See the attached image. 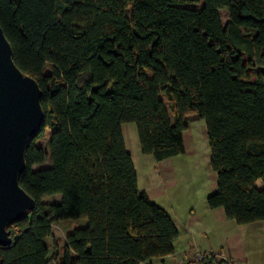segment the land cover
<instances>
[{"label": "trees", "instance_id": "trees-1", "mask_svg": "<svg viewBox=\"0 0 264 264\" xmlns=\"http://www.w3.org/2000/svg\"><path fill=\"white\" fill-rule=\"evenodd\" d=\"M199 1L0 0L12 60L37 82L44 114L18 179L35 205L7 228L0 264H140L173 254L178 230L138 189L127 122L140 152L162 161L184 154V117L197 114L216 176L207 206L238 225L264 223V0ZM53 194L60 202H43ZM70 219L87 222L67 232L59 262L49 260L54 223Z\"/></svg>", "mask_w": 264, "mask_h": 264}, {"label": "rangeland", "instance_id": "rangeland-1", "mask_svg": "<svg viewBox=\"0 0 264 264\" xmlns=\"http://www.w3.org/2000/svg\"><path fill=\"white\" fill-rule=\"evenodd\" d=\"M202 3L199 1L198 6ZM195 6V5H192ZM220 19L223 24L228 19L226 10L220 11ZM49 72V66L43 70ZM254 68L249 69V77L252 78ZM161 97H163L161 95ZM164 99V98H163ZM187 126L184 133L185 153L178 156L174 161L176 170H180L172 179L169 177L168 191L170 200L176 209V217H172L173 212L165 205L171 218L175 220L180 237L185 241V247L189 250L213 251L216 253L215 260H220V255L237 258L240 264H264V223L238 225L233 220L225 217L222 208L211 209L206 204V197L216 189V176L210 165V149L206 134L205 123L197 114H188L184 117ZM124 141L128 152L131 153L135 168L142 187V171L149 164L138 161V157L144 156L139 149L138 136L135 123L127 122L121 125ZM48 130L45 131L44 138L38 141L42 146L47 144ZM151 158V156H149ZM149 159V158H148ZM35 165L33 169L45 167ZM159 170L158 168L156 169ZM152 177V176H151ZM173 182L179 181L172 185ZM147 184V183H146ZM160 185V184H159ZM165 185L161 184V188ZM174 186V187H173ZM61 200L60 194H53L43 198V202L53 204ZM169 204V201L167 202ZM189 204L194 206L192 217L187 218ZM179 219H178V218ZM178 220V221H177ZM86 219L59 220L52 227L53 237L48 241L49 260H58L62 256L61 250L64 246L66 234L73 226L79 223L86 225ZM186 255H188V250ZM179 253V250H177ZM181 254L183 258L184 254ZM190 255V254H189ZM236 260V261H237ZM156 261V259L152 260ZM237 262V263H238Z\"/></svg>", "mask_w": 264, "mask_h": 264}, {"label": "water", "instance_id": "water-1", "mask_svg": "<svg viewBox=\"0 0 264 264\" xmlns=\"http://www.w3.org/2000/svg\"><path fill=\"white\" fill-rule=\"evenodd\" d=\"M41 90L17 68L11 46L0 27V245L11 243L9 226L34 208V200L19 186L25 152L43 121ZM52 264V263H51Z\"/></svg>", "mask_w": 264, "mask_h": 264}, {"label": "crops", "instance_id": "crops-1", "mask_svg": "<svg viewBox=\"0 0 264 264\" xmlns=\"http://www.w3.org/2000/svg\"><path fill=\"white\" fill-rule=\"evenodd\" d=\"M220 11H219V14H220ZM185 131H186V129L183 131V141H184V133H185ZM123 140H124V137H123ZM124 144H125V141H124ZM184 146H185V144H184ZM125 148H126V145H125ZM126 150H127V148H126ZM130 155H131V153H130ZM143 155L144 156L138 157V161L139 162L144 161V162H146L149 165L147 167H145V170L144 171H142V179L144 178V179H146V181L142 180L143 181V184H142V187L141 188H140L139 175H138V172H137V170L135 168V164H134L133 159H132L133 166H134V169H135V172H136V175H137V186H138V189L140 191L144 192L147 195V197L153 203H155L156 205H158L159 207H161L169 215V217L171 218V214L169 212H167V210L165 208V205H167L168 207H170L171 210H172V212H173V215H174L172 217H176L177 215H176V212L174 210L176 208L173 205V203L170 200H168L169 192L170 191H168V188H167V186H168L167 180L169 179V177H172V179H174L175 178L174 176L176 174H179V177H180V172H179L180 170H176L175 165H174V162H175L174 160L178 156L171 157V158H167V159L162 160V161H156L153 158L152 155H145V154H143ZM149 156H151V158ZM131 158H132V155H131ZM157 168L159 169L158 171L156 170ZM170 183L172 185H174L176 183H179V181L173 182V181L170 180ZM161 184H163L165 186L163 188H161ZM256 186L258 188H260L262 186V182L260 180L256 181ZM168 201H169V204H167ZM189 207H190V209H189V212H188V215H187L188 220H189V218L192 217V213L194 211V206H192L191 204H189ZM171 220L173 221V223L175 224V226L177 228V224L175 223V220L172 219V218H171ZM57 222L58 221H56L54 224H56ZM250 224H255V222L250 223ZM79 225L80 224L78 223L77 226H79ZM74 227H76V226H73V228ZM73 228H71V229H73ZM177 230H178V236H177V238L173 242L174 252H173L172 255L167 256V257H164V258H152V259H149V260H147V261H145L143 263H140V264H182L185 261V259H187L188 257H190L191 254L194 251L193 250H189V249H187L184 246L185 245V241H184V239H182V237H180L181 235H180V232H179V229L178 228H177ZM177 250H179V253L184 254L183 258L181 257V254H179L177 252ZM185 250H188V253L190 255L189 254L186 255L187 253H186ZM195 251H200V250H195ZM231 258L233 260H235V261L237 260V258H235L233 256ZM154 259H156L155 262L152 261ZM236 262H238V260Z\"/></svg>", "mask_w": 264, "mask_h": 264}, {"label": "built area", "instance_id": "built-area-1", "mask_svg": "<svg viewBox=\"0 0 264 264\" xmlns=\"http://www.w3.org/2000/svg\"><path fill=\"white\" fill-rule=\"evenodd\" d=\"M215 258H217L216 253L213 251H194L182 264H204L205 261ZM219 258L226 264H239L232 258L226 257L225 255H220Z\"/></svg>", "mask_w": 264, "mask_h": 264}]
</instances>
